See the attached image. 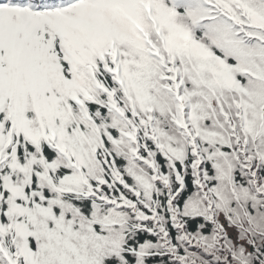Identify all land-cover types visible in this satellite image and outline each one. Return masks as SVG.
I'll use <instances>...</instances> for the list:
<instances>
[{"label": "snow or ice", "instance_id": "1", "mask_svg": "<svg viewBox=\"0 0 264 264\" xmlns=\"http://www.w3.org/2000/svg\"><path fill=\"white\" fill-rule=\"evenodd\" d=\"M0 264H264V0H0Z\"/></svg>", "mask_w": 264, "mask_h": 264}]
</instances>
